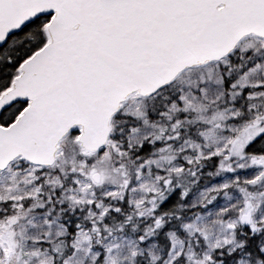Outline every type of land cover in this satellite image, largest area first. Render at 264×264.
Returning <instances> with one entry per match:
<instances>
[{
	"label": "snow or ice",
	"instance_id": "obj_1",
	"mask_svg": "<svg viewBox=\"0 0 264 264\" xmlns=\"http://www.w3.org/2000/svg\"><path fill=\"white\" fill-rule=\"evenodd\" d=\"M0 264H264V0H0Z\"/></svg>",
	"mask_w": 264,
	"mask_h": 264
}]
</instances>
